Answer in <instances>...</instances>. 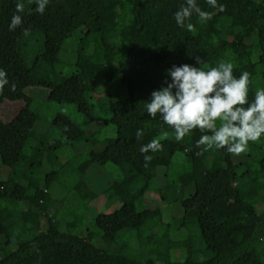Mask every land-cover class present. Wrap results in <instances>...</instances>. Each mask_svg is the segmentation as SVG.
I'll return each mask as SVG.
<instances>
[{"label":"trees","instance_id":"trees-1","mask_svg":"<svg viewBox=\"0 0 264 264\" xmlns=\"http://www.w3.org/2000/svg\"><path fill=\"white\" fill-rule=\"evenodd\" d=\"M19 2L22 23L9 30L17 0H0V69L8 80L22 71L28 87L47 90L50 102L76 106L82 123L58 114L37 131L41 116L27 107L31 122H11L27 130L24 140L0 139V161L10 171L0 180V264H264V137L239 155L202 151L196 141L210 131L194 129L177 141L145 108L173 65L230 60L236 77L250 74L248 98L264 87V0H217L222 10L197 0L211 19L193 14L186 21L192 30L177 26L172 15L185 0H49L43 14L34 11L35 0ZM80 29L78 61L66 76L60 53ZM20 98L5 86L0 112L6 100ZM96 124L113 126L116 137L102 151L65 161L68 150L100 142H94L101 136ZM152 139L161 149L141 154V144ZM93 165L119 168L121 177L104 194L109 206L115 199L122 205L98 214L79 235L99 197L86 178ZM184 177L191 178L189 187ZM156 178L163 179L159 199L178 206L169 220L161 208L137 207ZM62 187L61 199L53 190Z\"/></svg>","mask_w":264,"mask_h":264},{"label":"clouds","instance_id":"clouds-1","mask_svg":"<svg viewBox=\"0 0 264 264\" xmlns=\"http://www.w3.org/2000/svg\"><path fill=\"white\" fill-rule=\"evenodd\" d=\"M214 9L222 10L223 5L217 0H206ZM35 12L43 14L49 0H35ZM23 5L17 0L16 14L9 23V30H15L22 23ZM195 14L200 21L211 19V13L200 8L197 0H185L172 15L175 24L193 29L189 21ZM197 65L201 61L197 58ZM206 69V70H205ZM234 64L230 60H221L215 66H193L190 64L173 65L167 70L170 78L166 86L153 90L150 101L145 102L149 117L159 118L170 126L175 133V139L181 141L194 129L203 134L196 141L202 151L224 149L228 153L239 155L246 151L249 142H256L264 137V88H257L254 99L248 100L249 76L242 71L239 77L233 74ZM8 85L11 89L15 84H9L7 73L0 69V92ZM137 137L142 130H137ZM167 135V133H165ZM162 145L157 139L147 144H141V154L160 150ZM151 156L144 155L148 161Z\"/></svg>","mask_w":264,"mask_h":264},{"label":"rangeland","instance_id":"rangeland-1","mask_svg":"<svg viewBox=\"0 0 264 264\" xmlns=\"http://www.w3.org/2000/svg\"><path fill=\"white\" fill-rule=\"evenodd\" d=\"M84 29L78 30L72 37L69 38L67 43L65 44L63 50L60 53V66L59 69L64 75H70L73 72L74 64L78 61L77 54H76V47L80 39L83 37ZM41 67V71L45 70V67ZM43 73V72H42ZM9 84H15V88L11 89L8 85H6V92L10 97L18 96L22 97L20 100L18 99H10L6 100L2 111L0 112V139L3 137L10 138L11 140L22 142L27 133V130L24 128H20V126H16V124H12L13 120H19V122H31L32 116L30 114L29 109L30 107L32 111L39 114L41 116V120H39L35 126L37 131H46L50 126L52 120L58 114H63L69 117L75 123H82L81 116L78 114L77 107L74 105H61L57 103L50 102L48 100V91L44 90L39 87L29 86L28 87V80L25 74L21 71L17 73L14 77H11L9 80ZM261 88H264L262 84H260ZM250 87V84H249ZM259 88V87H257ZM30 99V100H29ZM254 96L248 98L249 101L253 100ZM103 110H107V106L103 107ZM29 111V112H24ZM22 113H25V118L22 116ZM19 115L21 119H19ZM18 122V121H17ZM4 124V125H3ZM7 125V126H6ZM21 125V124H20ZM96 128L99 129L101 136L98 140L94 142L100 141L98 144L96 143H85L79 146L78 148L67 151V156L65 157V161L68 160L70 157L73 156H85L88 155L91 151H102L106 145V140L108 138L116 137V130L113 126H105L103 124H96ZM92 130H94V126H92ZM51 165H54L55 159L53 156L50 155ZM43 168L45 171L44 173H48L52 167L47 166ZM163 171V168H160L158 172ZM34 174V173H33ZM10 171L7 167L1 164L0 161V180H5L9 178ZM34 176V175H33ZM121 177V172L119 168L113 165H104L98 166L93 165L89 169L87 173V182L93 187L99 197L97 201H93L90 203L86 218L84 222L80 225L77 233L79 235H85L88 228L93 227V220L94 218L100 213H112L116 209H118L122 204L119 200L115 199L114 203L109 206L106 202V197L104 191L106 188L110 186L112 182L118 180ZM163 179L159 178V180L154 181V187L147 193L145 200L138 204V210L142 211L144 209H153V208H161L164 214L165 220H169L172 217V211L175 210L176 213H179L176 209L178 206L169 205L163 201H161L158 197L159 192L158 186H162ZM183 183L186 187H189L192 184V180L190 177H184ZM194 192L193 187L191 186L187 190V195H191ZM53 195L60 196V198L66 197V192L64 191L63 187L61 191L59 189L53 190ZM176 208V209H175ZM34 209V207H32ZM44 226L47 227V220L43 219ZM3 230L0 227V233ZM98 248L103 247L102 243L95 244ZM176 255L179 257H183L180 251H175Z\"/></svg>","mask_w":264,"mask_h":264}]
</instances>
